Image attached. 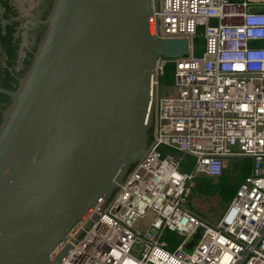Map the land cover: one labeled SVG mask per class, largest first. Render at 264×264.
Here are the masks:
<instances>
[{"label":"water","instance_id":"obj_1","mask_svg":"<svg viewBox=\"0 0 264 264\" xmlns=\"http://www.w3.org/2000/svg\"><path fill=\"white\" fill-rule=\"evenodd\" d=\"M157 0H52L33 59L0 110V264H59L144 155L158 58ZM96 218V216H94ZM89 223H86L88 225Z\"/></svg>","mask_w":264,"mask_h":264},{"label":"built area","instance_id":"obj_2","mask_svg":"<svg viewBox=\"0 0 264 264\" xmlns=\"http://www.w3.org/2000/svg\"><path fill=\"white\" fill-rule=\"evenodd\" d=\"M154 18L158 38L186 41L187 55L158 58L146 151L68 239L59 264H264V0H157ZM169 64L177 93L159 98ZM236 158L251 171L213 223L188 206L189 184L219 178ZM166 232L182 239L172 251Z\"/></svg>","mask_w":264,"mask_h":264},{"label":"crops","instance_id":"obj_3","mask_svg":"<svg viewBox=\"0 0 264 264\" xmlns=\"http://www.w3.org/2000/svg\"><path fill=\"white\" fill-rule=\"evenodd\" d=\"M51 1L0 0V87L12 90L28 69L44 33L30 18L44 20Z\"/></svg>","mask_w":264,"mask_h":264},{"label":"rangeland","instance_id":"obj_4","mask_svg":"<svg viewBox=\"0 0 264 264\" xmlns=\"http://www.w3.org/2000/svg\"><path fill=\"white\" fill-rule=\"evenodd\" d=\"M193 43L199 53L198 55H200V52L204 48V42L200 35V31L194 39ZM16 88L17 85L12 89V91H14ZM176 93L177 90L174 84V68L172 64H169L165 68L164 76L161 77L159 80L157 96L159 98H165L174 96L176 95ZM0 102L3 104L0 110L6 109L10 104V100L4 96H0ZM173 155L175 157H178V154L176 153H173ZM184 162H186V159L182 160V166ZM248 163L250 164L249 160H233L232 162H228L227 168L224 171L223 175L224 179H222L220 182H218L217 179L204 178L208 182L209 186L210 184L211 186H213L212 190L205 193H203L197 188L198 183H200V180L203 178H197L195 182L193 181L190 183L188 203L191 204L193 209L204 215L205 218H207L213 223H216L221 218L222 213L224 211L223 205L229 203V200L232 197L230 188L234 184H239L243 177L245 166L248 165ZM183 168L184 166L181 167V170L185 171ZM214 189L216 190V192ZM226 207H228V205ZM153 218L154 215L151 212L147 213L144 219L138 220V222L136 223V227L139 230L147 229L150 223L152 222ZM162 241L167 244V250L172 251L171 249L175 248L178 244H180L182 239L174 233L166 232L162 238ZM192 241H194V239H191L189 243H191ZM184 251L190 253L192 251V248L188 249L184 247Z\"/></svg>","mask_w":264,"mask_h":264},{"label":"trees","instance_id":"obj_5","mask_svg":"<svg viewBox=\"0 0 264 264\" xmlns=\"http://www.w3.org/2000/svg\"><path fill=\"white\" fill-rule=\"evenodd\" d=\"M173 68H174V66H173ZM233 160H248V159H243V158H236V159H231L229 162H232ZM183 166H184V170L185 171H183V172H187V171H189L190 169H191V166H192V160L188 157V158H186V162H184L183 163ZM182 166V167H183ZM226 170V169H225ZM224 170V171H225ZM224 171H223V174L219 177V178H216L217 179V181L218 182H220L222 179H224ZM250 171H251V165L248 163V165H246L245 166V169H244V174H243V177H242V179H241V181L250 173ZM198 178H203V179H201L200 180V183H198V186H197V188L199 189V190H201L203 193H205V192H208V191H210V190H212L213 188V186H211V184H210V186L208 185V182L204 179V178H206V177H198ZM206 179H208V178H206ZM210 179V178H209ZM197 180V178L194 180V182ZM240 181V182H241ZM193 182V181H192ZM198 182V181H197ZM240 182H239V184H240ZM239 184L237 183V184H234L231 188H230V190H231V193H232V197L230 198V200H229V203H230V201L232 200V198L234 197V195H235V192L237 191V189H238V186H239ZM219 186H220V183H219ZM189 189H190V184H189ZM215 189H216V187H215ZM214 189V190H215ZM215 192H216V190H215ZM234 194V195H233ZM229 203H227L226 205H223L224 206V211H223V213H222V216H223V214L225 213V211H226V209H227V205H229ZM188 206L192 209V210H194L195 212H197L198 214H200L201 216H203V217H205L204 215H202L200 212H198V211H196L195 209H193L192 208V206H191V204L190 203H188ZM221 216V217H222Z\"/></svg>","mask_w":264,"mask_h":264}]
</instances>
